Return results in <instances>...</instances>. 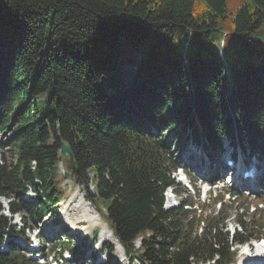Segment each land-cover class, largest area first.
Returning <instances> with one entry per match:
<instances>
[{"label":"trees","instance_id":"obj_1","mask_svg":"<svg viewBox=\"0 0 264 264\" xmlns=\"http://www.w3.org/2000/svg\"><path fill=\"white\" fill-rule=\"evenodd\" d=\"M13 119L0 198L21 215L20 234L65 196L62 165L69 180L92 176L89 199L130 264H231L236 245L263 235L250 231L258 212L235 215L230 234L224 204L198 219L189 201L164 209L163 194L179 186L171 148L188 138L264 156V0H0V135ZM29 190L33 201L21 199ZM2 211L0 247L18 234ZM0 264L35 263L12 248Z\"/></svg>","mask_w":264,"mask_h":264},{"label":"rangeland","instance_id":"obj_2","mask_svg":"<svg viewBox=\"0 0 264 264\" xmlns=\"http://www.w3.org/2000/svg\"><path fill=\"white\" fill-rule=\"evenodd\" d=\"M124 58H130L136 63H139L142 58V54L136 48L127 46ZM124 67L126 71L135 70V68H132L127 64L124 65ZM47 97L48 95L46 94L45 98ZM42 99L43 97L39 98L37 101L39 111L43 110L46 106V101L43 103ZM170 137L171 135L167 137V140L170 139ZM4 140L5 136L0 135V157L3 156V151L5 152L7 150L6 148L1 149ZM187 147L179 151L177 150V146L175 148H171L173 162L179 164L181 167L186 166V169L191 172L192 175H195L197 172L191 170L192 165H186V159L189 155H191L189 154ZM231 149L232 146L229 145L228 142L224 143L222 155L230 152ZM232 151L236 153L238 161L241 162L243 160V156L240 154L239 149L235 148ZM6 155L8 158V154ZM250 157L252 158V156ZM250 157L248 158L249 160ZM245 158L247 159V156H245ZM259 160L260 170H263L261 176H264V157H260ZM208 169H210L209 166L204 171L206 172ZM63 173V166L60 165L57 169V176L60 177ZM223 173L224 176H227L225 172ZM91 177V175H87L85 178H82L77 182L69 179L62 181L60 187L62 189L65 188L66 196L59 201H56L57 203L55 204L53 210L50 211V214L47 215L41 226L34 223L30 224L34 229L33 233H28V236H33V234H36L39 242L42 243L46 249H50L57 241H61V239H63L62 233H64V231H66L68 234L66 238H68V236L72 233H76L79 236H77L71 244L76 250V257L79 258L81 264H87V259L90 257H93L94 261L89 264H130L129 258L125 256L122 247H117L116 240H114V237L112 236L111 232H109L108 228L105 227L106 223L102 218V215H100L102 208L101 204L95 199H93L91 203L87 202L86 200L88 196L91 197V195L95 194ZM198 180L199 181L196 182L194 190L183 192L173 199L168 198L167 202L165 197L164 204L167 205V208L174 207L178 205L179 202L188 200L195 205L196 214L201 218L206 219L209 214H214V212H216L218 209V204H213L214 198L216 196L217 198L222 197L226 208H229L230 217L227 219V221H225V226L230 234L232 229L236 227L235 218L238 214H243L245 217H242L241 219L248 222L249 218L251 219L252 214L255 212H258L257 214L259 215L256 217L254 216L253 218L256 226L250 230L251 234L254 236L259 235V233L264 234V178L263 181L258 183V185L256 184L253 190L245 188V191H241L239 187L235 188L231 185L224 184L222 186L218 184V189H211V192L207 194L205 193L207 188L200 183V179ZM32 195V193H28L26 198L31 200ZM6 202L7 201L3 198L0 199L1 206L4 207ZM256 207L259 208L257 211L255 210ZM3 213L6 216L8 215L6 214V211ZM19 220L20 217L18 215L12 217L11 224H16V229L20 227ZM83 225H85L87 228V232L84 234V236L88 238L81 241L80 232ZM238 230L239 229L237 228V231ZM95 231L96 234L94 235ZM84 240L86 241L85 244H81L84 242ZM140 243L141 240H137L135 247L138 248ZM108 248H111V251H109ZM239 249L240 246L235 248L233 257L234 262L238 258L239 254L237 253V250ZM54 259V257L51 258L50 256H46L45 263L53 264ZM133 264H138V262L135 261Z\"/></svg>","mask_w":264,"mask_h":264},{"label":"bare ground","instance_id":"obj_3","mask_svg":"<svg viewBox=\"0 0 264 264\" xmlns=\"http://www.w3.org/2000/svg\"><path fill=\"white\" fill-rule=\"evenodd\" d=\"M188 152H189V154H191L192 153V151L191 150H188ZM195 162L196 163H198L199 164V159H196V157H195ZM209 166L210 168H211V166H213V164H210V162L207 160L205 163H203L202 164V170L204 171L205 169H207V167ZM206 167V168H205ZM206 172H209V169L208 170H206ZM262 172H263V170H256V173H255V176H256V180H255V183L252 185V187H254V185H256V182L258 181V178L259 177H261V174H262ZM245 182V181H244ZM246 183V182H245ZM236 184H239V182L238 181H236ZM110 232V231H109ZM112 234V233H111ZM112 236H113V234H112ZM114 237V236H113ZM114 240H116L115 239V237H114ZM116 245H117V247H119L120 245H119V243H118V241L116 240ZM260 249V247L259 246H256L255 248H254V251L252 252V258L251 259H248L247 260V262H248V264H254V263H260L261 262V260L260 259H258V258H256L257 256H259V254H257V255H255V252L256 251H258ZM241 256H243V255H241ZM246 257L247 256H245L244 255V259H243V264H244V261L246 260ZM239 264H242V260H241V262L239 263Z\"/></svg>","mask_w":264,"mask_h":264},{"label":"water","instance_id":"obj_4","mask_svg":"<svg viewBox=\"0 0 264 264\" xmlns=\"http://www.w3.org/2000/svg\"><path fill=\"white\" fill-rule=\"evenodd\" d=\"M15 119L11 121L10 126L7 128L6 132L4 135L8 134L12 127L14 126ZM60 155L63 159H67L68 162H72L73 160V155H72V150L70 146L64 142L60 143ZM67 176V174H65Z\"/></svg>","mask_w":264,"mask_h":264}]
</instances>
